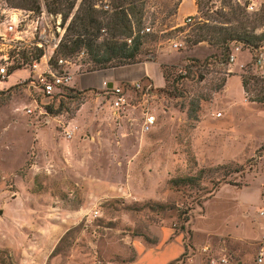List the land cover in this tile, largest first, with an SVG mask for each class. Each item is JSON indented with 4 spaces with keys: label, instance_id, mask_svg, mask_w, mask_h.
I'll return each mask as SVG.
<instances>
[{
    "label": "rangeland",
    "instance_id": "374dc122",
    "mask_svg": "<svg viewBox=\"0 0 264 264\" xmlns=\"http://www.w3.org/2000/svg\"><path fill=\"white\" fill-rule=\"evenodd\" d=\"M49 2L39 0L36 10L30 0H0V18L8 9L47 12L49 38L44 49L29 34L14 44L11 57L21 62V70L0 84V92L10 91L0 100V264H135L139 254L140 260L148 258L163 241L166 248H184L172 264H221L223 259L257 264L264 254V152L258 156L264 146V105L248 101L241 76L264 77L255 67L259 53L232 44V50L241 49L238 63L236 58L231 66L209 65L200 74L203 80L198 75L185 82L187 98L171 99L151 84L155 91L132 90L116 108L103 83L95 86L97 75L85 73L88 56L82 52L67 59L71 65L65 69L52 67L73 76L68 88L95 92L76 100L38 96L30 87L37 50L51 61L58 47L54 53L47 48L59 46L81 4L71 1L76 7L64 23V13L48 11ZM107 5L108 0L99 10L107 12ZM147 9L145 26L157 36L145 47L155 59L148 63L164 55L184 69L192 59L220 53L207 42L193 45L200 33L206 41L220 30L222 37L264 34V0H152ZM108 71L96 73L108 81ZM147 114L156 123L143 132ZM68 131H75L73 139H67ZM201 169L209 170L202 186L206 192L223 176L232 185H221L185 217L193 197L171 190L168 182Z\"/></svg>",
    "mask_w": 264,
    "mask_h": 264
},
{
    "label": "trees",
    "instance_id": "16d2710c",
    "mask_svg": "<svg viewBox=\"0 0 264 264\" xmlns=\"http://www.w3.org/2000/svg\"><path fill=\"white\" fill-rule=\"evenodd\" d=\"M30 1L33 3V9H40L39 0ZM49 1L50 7H48V11L53 15H62L64 13V16L62 15L63 22L67 23L75 10L76 2H71L72 0ZM104 1L106 0H81L79 9L67 26L66 33L50 61L51 66L57 68L60 59H72L80 56L82 52L88 56V60L82 63L86 67V74L130 67L155 60L153 57L149 59L148 57L151 54L145 50L146 45L148 43H155V38L157 37L151 33L150 28L145 26V21L149 15L147 8L152 0H108L107 12L99 10L100 5ZM241 27L243 32L246 27ZM147 29H150V32H146ZM201 31L202 28H200ZM222 32L221 30L219 32L213 31L212 35H208V37H211L209 41H206V34L200 33L197 36L198 40L193 43V45H198L199 43L207 42L212 47H218L220 53L212 54L204 61L192 59L191 63L185 66L184 69H179L176 65L162 63L160 68L164 77L165 87L156 90L157 93H161L171 99L187 98V91L184 89L185 82H193L198 75L199 80H203L204 78L200 74L211 64L228 66L232 44H241L250 53L264 51V45H261L264 43V34L261 36H252L245 33L234 36L227 33L225 37H222ZM103 33L106 34V37H104ZM102 37H104L103 40H100ZM42 56L43 51L37 50L34 61H39ZM19 66H16L15 70L21 69ZM184 72H186V75H184ZM241 78L242 87L248 97V101L250 103L264 105V77L242 75ZM141 82L145 86L152 84L147 78ZM224 83L225 81L216 90V93L223 90ZM129 85L127 83L121 84L123 87ZM133 90L137 91L135 89ZM64 91H67L66 94H64ZM64 91L55 97L76 100L86 93L91 91L95 92V89L80 93L70 88H65ZM151 91L153 92L155 90ZM108 92L110 93L109 90ZM7 93L0 92V100ZM70 94H76V96L70 97ZM263 152L264 146L258 151V156L261 157ZM208 171L201 169L196 176L173 178L168 182L171 190L183 194L189 193V196L193 197L191 199H193L192 203L194 205L187 210L188 212H185V217L195 210L194 206L202 208L205 201L221 185H232L225 178L227 176H223L222 178H216L211 181L213 189L211 192H206V190L202 189V186L205 174ZM156 209H163V207L157 206ZM179 218H183V215ZM188 222L189 219L185 218L184 225ZM185 229V226L182 227V230ZM134 261L131 260L129 263Z\"/></svg>",
    "mask_w": 264,
    "mask_h": 264
},
{
    "label": "built area",
    "instance_id": "2783aa9c",
    "mask_svg": "<svg viewBox=\"0 0 264 264\" xmlns=\"http://www.w3.org/2000/svg\"><path fill=\"white\" fill-rule=\"evenodd\" d=\"M46 15L47 12L40 14L35 13L34 11L21 9H8L3 11V14L0 18V84L7 83L11 74L21 70H15V67L20 65L21 62H19L17 58H15V56L11 57L10 51L11 49H13L14 44H22V42L25 41L24 37L29 34L34 40H36V37H38V40L35 44L36 47H38L39 49L45 48L46 43L49 42V38L46 35V26L44 24ZM187 21L189 23L192 22V18L189 17ZM32 27L33 32H30V29ZM146 32H150V29H147ZM1 44L3 46L2 48ZM57 47V43H54V46L52 48H50L49 46L47 48V51L51 50L52 53H54ZM174 48L180 49L181 45L174 44ZM240 50V47H235L232 50L229 58L230 66L236 62V54L241 52ZM43 58L45 59L44 70L42 69V63H40V60H42V58L39 61H34L31 65L33 76L31 77L30 87H33L36 90V94L38 96L51 98L63 93L64 89L68 88L71 85L73 76L67 70L62 73H57L49 63L50 57L48 58V56L46 55L43 56ZM66 65H71V63L66 60L60 59L58 61L57 67L65 69ZM255 67L258 72L264 71V51L259 52V54L257 55L255 60ZM184 75H186V72H184ZM103 86L107 88V91L109 90L112 94V97L115 101L114 106L116 108H119L126 103L127 95L133 89L137 91L142 90L143 92H148L152 88L151 85L145 86V84H143L141 81L125 87L114 85L112 89H109L108 82L104 81ZM144 95L146 96V93H144ZM34 101L36 102V100ZM26 113L32 115L33 110L27 108ZM155 123L156 117L154 115L147 114L142 124V131H151ZM74 135L75 131H68L66 133V137L69 140L73 139ZM262 215H264V212H262ZM263 255L264 254L261 251L257 259V264H263ZM226 263V259L221 260V264ZM210 264H219V262L212 260Z\"/></svg>",
    "mask_w": 264,
    "mask_h": 264
},
{
    "label": "crops",
    "instance_id": "0c3cea01",
    "mask_svg": "<svg viewBox=\"0 0 264 264\" xmlns=\"http://www.w3.org/2000/svg\"><path fill=\"white\" fill-rule=\"evenodd\" d=\"M194 13L195 12H193L192 14ZM238 59L239 58H237V63H238ZM162 63L173 65L172 62L168 61L166 58H164V55H162L160 58V62L143 63L130 67L109 70L108 75L107 76L105 75V77H107L108 79L107 81L108 86L110 84L117 85L122 83L134 84L136 82L143 81L144 79L147 78L152 82V85H154L155 88H164L165 81L160 68V65ZM91 74L97 75V84L95 86L97 87L101 86V84L105 81L103 75L99 76V73H91ZM243 93H245L244 89H243ZM178 252L179 255H181L182 253H184V248H181L177 244L174 246L172 245L170 248H166V242L163 241L162 243H160V246H158L156 249L154 250L151 249L147 252L148 258L145 259V255H144V258L140 260L141 255L139 254L140 258L138 260L145 261L146 264H171L170 262L174 260L173 256L177 255ZM139 261L135 264H141V262Z\"/></svg>",
    "mask_w": 264,
    "mask_h": 264
},
{
    "label": "water",
    "instance_id": "95a60500",
    "mask_svg": "<svg viewBox=\"0 0 264 264\" xmlns=\"http://www.w3.org/2000/svg\"><path fill=\"white\" fill-rule=\"evenodd\" d=\"M113 87H114L113 84H110V85L108 86L109 89H112Z\"/></svg>",
    "mask_w": 264,
    "mask_h": 264
}]
</instances>
